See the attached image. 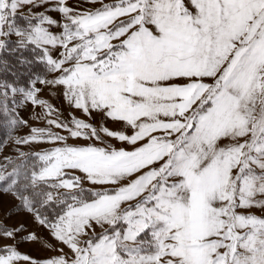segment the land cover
<instances>
[{
    "label": "snow or ice",
    "instance_id": "snow-or-ice-1",
    "mask_svg": "<svg viewBox=\"0 0 264 264\" xmlns=\"http://www.w3.org/2000/svg\"><path fill=\"white\" fill-rule=\"evenodd\" d=\"M0 264H264V0H0Z\"/></svg>",
    "mask_w": 264,
    "mask_h": 264
},
{
    "label": "rangeland",
    "instance_id": "rangeland-1",
    "mask_svg": "<svg viewBox=\"0 0 264 264\" xmlns=\"http://www.w3.org/2000/svg\"><path fill=\"white\" fill-rule=\"evenodd\" d=\"M21 251L30 252L32 255H43V253H40L34 248H30L28 246L22 247Z\"/></svg>",
    "mask_w": 264,
    "mask_h": 264
}]
</instances>
